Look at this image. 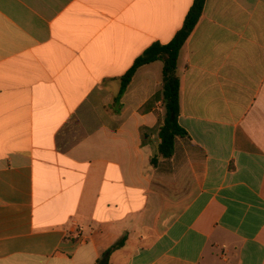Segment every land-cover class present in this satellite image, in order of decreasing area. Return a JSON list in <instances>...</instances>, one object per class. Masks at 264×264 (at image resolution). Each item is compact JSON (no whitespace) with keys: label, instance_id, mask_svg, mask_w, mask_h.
Returning <instances> with one entry per match:
<instances>
[{"label":"crops","instance_id":"0c3cea01","mask_svg":"<svg viewBox=\"0 0 264 264\" xmlns=\"http://www.w3.org/2000/svg\"><path fill=\"white\" fill-rule=\"evenodd\" d=\"M193 2L0 0V264H264V0H206L172 158L163 62L115 102Z\"/></svg>","mask_w":264,"mask_h":264},{"label":"trees","instance_id":"16d2710c","mask_svg":"<svg viewBox=\"0 0 264 264\" xmlns=\"http://www.w3.org/2000/svg\"><path fill=\"white\" fill-rule=\"evenodd\" d=\"M206 0H194L191 9L185 17L183 27L177 32L175 37L166 44L153 43L140 57H138L131 69L121 78V88L116 103H120L122 96L130 85L137 70L155 61L163 62V84L161 99L164 108V119L158 127L160 144L157 155L153 156L152 163L155 165L159 159H170L174 155L175 140L177 137H184L187 132L179 124L181 111V80L178 75V59L180 52L188 38L196 28L203 15ZM125 244V239H121L109 250H107L101 260L96 264H101L106 260L108 264L110 256L116 250L121 249Z\"/></svg>","mask_w":264,"mask_h":264},{"label":"water","instance_id":"95a60500","mask_svg":"<svg viewBox=\"0 0 264 264\" xmlns=\"http://www.w3.org/2000/svg\"><path fill=\"white\" fill-rule=\"evenodd\" d=\"M101 264H106V260H102Z\"/></svg>","mask_w":264,"mask_h":264}]
</instances>
